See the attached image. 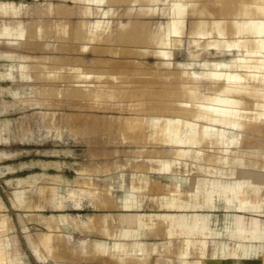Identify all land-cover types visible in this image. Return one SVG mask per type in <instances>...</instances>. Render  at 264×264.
I'll return each mask as SVG.
<instances>
[{"label":"rangeland","instance_id":"obj_1","mask_svg":"<svg viewBox=\"0 0 264 264\" xmlns=\"http://www.w3.org/2000/svg\"><path fill=\"white\" fill-rule=\"evenodd\" d=\"M0 1L14 5L0 24L26 28L21 36L0 34V250L7 264H178L182 242L164 235L168 218L127 239L119 235L121 214L184 212L156 198L172 193L185 201L189 177L214 185L257 181L259 189L247 195L264 198V48L256 31L237 27L264 19L255 3L264 0L253 7L217 0ZM246 10L251 18L240 19ZM135 32L139 40L116 39ZM216 97L231 99L234 122L146 111L164 99L192 111L216 105ZM162 118L177 141L155 132ZM128 192L140 207L122 206ZM241 201L251 205L252 198ZM64 213L66 224L58 218ZM243 214L264 230V213Z\"/></svg>","mask_w":264,"mask_h":264},{"label":"crops","instance_id":"obj_2","mask_svg":"<svg viewBox=\"0 0 264 264\" xmlns=\"http://www.w3.org/2000/svg\"><path fill=\"white\" fill-rule=\"evenodd\" d=\"M188 182L191 195L187 196L185 201H177V197L172 193L159 194L156 198L159 206L184 209V212L121 214L122 228L119 235L127 239H136L155 218L165 217L170 222L165 227L164 235L169 239L173 236L180 237L182 242L176 255L179 259L178 264H181L189 254L195 257L189 262L201 261L202 264H252L255 259H259L261 264L264 253L263 227L258 218L252 215L245 217L243 213L248 211L264 213V208L242 203L239 199L231 200L226 191H211L212 185L214 186L212 180L189 177ZM223 183L224 181L221 184ZM194 193L201 194L202 197L206 196L209 203L202 204L201 202L196 206L192 205L188 199L194 198ZM234 193L236 194L237 191ZM120 201L122 206L128 208L140 207L142 202L136 194L129 192L124 194ZM195 207L204 208L209 212L206 214L190 213L188 208ZM219 209L225 210L221 217L215 213ZM58 218L60 222H63L62 224L68 221L66 213ZM134 243L141 248L140 240H135ZM209 245L212 248L211 255L207 254Z\"/></svg>","mask_w":264,"mask_h":264},{"label":"bare ground","instance_id":"obj_3","mask_svg":"<svg viewBox=\"0 0 264 264\" xmlns=\"http://www.w3.org/2000/svg\"><path fill=\"white\" fill-rule=\"evenodd\" d=\"M218 2H222V1H225L226 3L228 2H236V3H231L232 5L230 6H234V4H244V3H249L252 7H253V3L254 1L253 0H217ZM249 1V2H248ZM216 2V1H215ZM258 5H261L264 7V3H261L260 4V1L258 3ZM255 4V5H257ZM257 5V6H258ZM13 6L10 2H5V1H0V15L1 14H10L11 12H13ZM257 8V7H256ZM257 10V9H256ZM229 12H231L233 15L234 13H236V10L234 9V7H231V9L229 10ZM227 12V13H229ZM264 12V10H263ZM230 13V15H231ZM253 14V12H249L248 10L244 11L243 14H241L242 16L240 17V19H242L244 16H248L251 18V16H249V14ZM225 14V13H224ZM227 15V14H226ZM239 19V20H240ZM201 22V21H200ZM237 22V21H236ZM240 22L242 25H240V23L237 25V27L241 30L244 28L246 29H251V30H254L258 33V36L255 38L256 40V45L260 48H264V19H248L247 21H243V20H240L238 21ZM237 22V23H238ZM199 26V24H198ZM176 28V26H175ZM199 28V27H198ZM77 31V30H75ZM130 31V30H129ZM132 31V30H131ZM198 31V30H197ZM26 32V28L23 24L21 23H18V24H13L10 20L9 21H4L2 22V24H0V34H9V33H16L17 35L21 36L23 35L24 33ZM122 32V31H121ZM134 32V31H133ZM80 33V32H79ZM128 33V32H127ZM77 34V33H76ZM82 34V33H81ZM134 33H132L133 35ZM47 35V34H46ZM74 35V33L72 34ZM85 35V34H84ZM130 35V34H129ZM136 35V32L133 36H118V38L116 39H119V40H122V38H125L126 39V42H131V41H136V40H139L138 38V34L137 36ZM81 36V35H80ZM83 36V35H82ZM86 36V35H85ZM88 36V35H87ZM140 36V34H139ZM109 37V36H108ZM68 38V36H67ZM84 38V37H83ZM81 38V40L83 39ZM88 39V37H87ZM112 39V38H111ZM142 39V38H141ZM76 40V39H75ZM79 40V38H78ZM89 40V39H88ZM80 41V40H79ZM117 41V40H116ZM148 41V40H147ZM124 42V41H123ZM149 43V42H148ZM254 45V44H253ZM253 47V46H252ZM259 48V49H260ZM156 51H159V50H156ZM161 52V51H160ZM256 54V53H255ZM216 74V73H215ZM79 76V75H78ZM142 76V75H141ZM143 76H146V75H143ZM78 79V78H77ZM182 86V85H181ZM184 86V85H183ZM173 87V86H172ZM237 89V87H235ZM117 91V90H116ZM119 92V94H121L122 96H125L128 94L129 91H117ZM182 92V91H181ZM184 92V91H183ZM182 92V93H183ZM116 94V92H113ZM190 99L193 100L196 98V91L195 90H191L190 92ZM212 101H215L216 102V105L214 106H211V105H206V106H203V107H199L198 109H195V110H189L188 108V105L185 104V103H181L179 106L177 107H171L169 102H167V99H164V102H161L159 104H155V105H151L148 106V108H146V111H150V110H154V109H158L160 110L159 113H166V112H169V113H176V114H181V115H191V116H194V117H209V118H216L218 117V115L221 117V119L225 122H234L232 119H234V117L236 118L237 117V113H236V110H233V108L228 105L227 103L231 102V99L229 98H224V97H216V98H213ZM146 107V106H145ZM144 109V108H143ZM139 120V124L143 127L145 126V124L147 123V120L145 119V117H141V118H138ZM169 119H161L160 121L158 122H155L153 124V127L156 129L155 132L157 134H163L165 135L169 140H174V141H177V138H178V132L177 131H174L171 127V124L169 123ZM75 122V121H74ZM78 122V121H77ZM178 124V122H177ZM132 127V126H130ZM149 129H147L148 131ZM146 131V132H147ZM150 133V132H149ZM147 135V134H146ZM150 135V134H149ZM178 135V136H177ZM148 138V137H147ZM203 141V140H202ZM189 152V151H188ZM188 154V153H186ZM184 157V155H183ZM208 159H212L210 157H208ZM171 164V161L169 159L167 160H164L163 161V167L164 168H169ZM209 172H212L214 173V171H211V170H208ZM221 172H223L222 170H220ZM216 173V172H215ZM224 174V172H223ZM244 175V174H243ZM259 175V174H258ZM245 176V175H244ZM258 179L261 180L262 183H264V178H262L261 176H258ZM139 180V179H138ZM257 181L255 183H253L252 181H249L248 179H238V180H235V182H232L231 180H225L223 184H221L220 186L219 185H212L211 187V191H226L227 195H229L230 199L231 200H234V199H239L240 201L242 199H248V198H252V203L251 205L252 206H259V207H262L261 204L263 203L264 204V198H260L258 196H253V197H250L249 195H247L249 192L248 188H250V190L252 191H256L259 189L260 186H258L257 184ZM249 184V185H248ZM237 191V193L235 194L234 192ZM204 193V192H203ZM209 193V192H208ZM195 194V193H194ZM195 197L192 198L190 201L192 202L191 204L192 205H198L202 202V204H208L209 202V199L205 196H201V194H195L194 195ZM208 196V195H207ZM126 199H129L127 197H125ZM132 198V197H131ZM135 198V197H134ZM210 200H211V197H210ZM225 201V199H224ZM226 202V201H225ZM62 205V204H61ZM257 206V207H258ZM52 218L54 219L55 216H52ZM56 219V218H55ZM74 221V220H73ZM4 227H6V224L5 223H2L0 224V229H3ZM46 241V237L43 239ZM44 241V242H45ZM7 255L4 254L1 250H0V264L4 263V264H7ZM186 261V260H184ZM184 261L181 263V264H184ZM18 264V263H17ZM186 264H202V262H187ZM261 264H264V253L262 254V263Z\"/></svg>","mask_w":264,"mask_h":264}]
</instances>
